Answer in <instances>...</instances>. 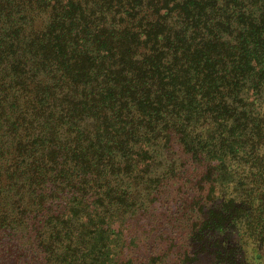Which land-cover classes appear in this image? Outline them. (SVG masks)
Returning <instances> with one entry per match:
<instances>
[{
  "label": "trees",
  "instance_id": "trees-1",
  "mask_svg": "<svg viewBox=\"0 0 264 264\" xmlns=\"http://www.w3.org/2000/svg\"><path fill=\"white\" fill-rule=\"evenodd\" d=\"M0 264H264V0H0Z\"/></svg>",
  "mask_w": 264,
  "mask_h": 264
}]
</instances>
